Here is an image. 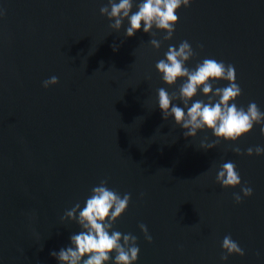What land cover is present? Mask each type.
I'll return each mask as SVG.
<instances>
[{
    "label": "water",
    "instance_id": "95a60500",
    "mask_svg": "<svg viewBox=\"0 0 264 264\" xmlns=\"http://www.w3.org/2000/svg\"><path fill=\"white\" fill-rule=\"evenodd\" d=\"M105 4L0 0V264H58L50 252L80 231L61 217L76 202L83 207L102 179L121 197L131 194L114 229L138 238L135 264H264V154L231 150L264 146L260 125L202 148L205 136L215 139L210 130L185 138L158 106L157 89L178 91L186 78L169 86L155 67L170 45L187 40L197 53L187 67L205 58L233 64L242 88L235 103L247 109L255 101L264 112V0H191L158 50L142 29L126 37L127 19L109 28ZM153 31L156 39L166 34ZM52 76L59 82L44 88ZM228 161L241 184L224 188L215 177ZM243 186L253 194L236 203L232 194L243 196ZM229 234L245 255L224 261Z\"/></svg>",
    "mask_w": 264,
    "mask_h": 264
},
{
    "label": "clouds",
    "instance_id": "9594fccd",
    "mask_svg": "<svg viewBox=\"0 0 264 264\" xmlns=\"http://www.w3.org/2000/svg\"><path fill=\"white\" fill-rule=\"evenodd\" d=\"M190 5L191 0H139L138 3L136 0H119L118 3L116 0H107V4L100 7V13L109 19V28L117 31L127 19L129 26L125 29L126 37H132L142 29L152 37L149 43L158 50L163 41L173 37L175 25L179 21L177 10L181 6L187 8ZM133 7L137 9L134 12ZM4 14L0 10V17ZM154 28L166 34L161 39H156L157 32L153 31ZM199 47L202 48L203 45ZM112 48L116 51L119 45L113 43ZM196 55L189 41L183 40L178 48L170 45L164 53L165 58L157 61L155 67L165 84L172 86L178 78H186L178 91L169 93L163 87L157 89L162 119L174 118L175 124L185 130L182 133L185 138L196 137L198 131L210 130L215 139L209 142L205 136L201 147L206 150L215 148L221 141L236 142L252 131L254 125H260V133L264 135V112L257 103L250 101L247 109L238 107L235 103L242 95V88L236 82L235 66L226 64L223 60L205 58L194 69H190L186 62ZM221 80L227 81V85L215 86ZM58 82L59 78L52 76L44 80L42 85L48 88ZM198 91L207 99L193 100ZM175 100L182 102L184 107L173 103ZM231 150L241 155L246 151L249 156L264 154V146L259 145L246 150L236 145ZM215 179L224 188L241 184L237 165L232 161L220 165ZM107 185L108 180L102 179L98 186L92 187L83 207L80 202H76L71 209L64 212L61 220L75 221L80 231L70 235L67 246L50 252L58 264H135L138 260V238L131 233L125 234L114 229L116 221L128 208L131 194L125 193L121 197L120 193ZM241 192L243 196L236 192L232 194L236 203H240L243 197L251 196L253 189L243 186ZM139 227L145 239L151 243L153 237L147 226L141 223ZM221 249L220 259L224 261L232 254L245 255L244 249L230 234L224 236Z\"/></svg>",
    "mask_w": 264,
    "mask_h": 264
}]
</instances>
